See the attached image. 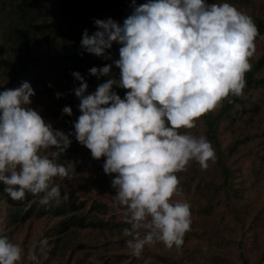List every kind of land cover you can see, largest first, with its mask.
Wrapping results in <instances>:
<instances>
[{"label": "clouds", "instance_id": "obj_1", "mask_svg": "<svg viewBox=\"0 0 264 264\" xmlns=\"http://www.w3.org/2000/svg\"><path fill=\"white\" fill-rule=\"evenodd\" d=\"M129 6L122 22L93 18L94 30L81 33L78 54L110 63L87 69L97 79L107 77L93 91L79 71L71 72L79 81L70 89L79 115L68 132L31 106L29 81L0 90V183L13 200L27 193L42 194L45 204L68 199L55 180L77 173L76 161L60 160L74 137L92 158L104 157L102 170L111 176L112 200L126 225L125 245L140 256L158 242L168 249L183 245L191 205L173 198L182 193L177 173L191 160L206 169L216 154L206 136L179 130L193 128L195 118L223 98L244 94L258 28L229 0H130ZM114 43L115 59L108 51ZM116 88L126 89L123 97ZM61 112L71 116L72 107ZM24 255L20 243L0 235V264H20ZM28 259L38 258L33 251Z\"/></svg>", "mask_w": 264, "mask_h": 264}, {"label": "rangeland", "instance_id": "obj_2", "mask_svg": "<svg viewBox=\"0 0 264 264\" xmlns=\"http://www.w3.org/2000/svg\"><path fill=\"white\" fill-rule=\"evenodd\" d=\"M229 2L253 19L264 20V0ZM129 5L130 0L121 5L111 3L104 18L111 16L122 22L131 11ZM23 9L28 19L35 16L34 27L38 32L21 24ZM69 23L66 5L60 0H0V87L7 83L16 67L24 65L25 73L11 88L29 81L35 91L30 98L31 106L55 128L65 132L72 128V123L52 113L69 105L72 118L79 115L76 107L79 100L70 91L77 83L73 77H67L70 65L60 57L63 34L71 33ZM19 32L34 42L29 51L21 44ZM118 47L111 51L113 59L118 58ZM263 53L264 34L255 40V51L249 58L251 65ZM97 59L101 65L110 63ZM253 72L264 77V66ZM49 84L52 92L47 90ZM56 91L64 95L57 98ZM116 91L123 97L126 89L116 88ZM243 93L233 107L226 105L229 95L214 109L195 118L193 128L179 130L206 136L216 154L206 169L191 160L177 173L182 193L173 198L189 201L192 219L179 250L165 248L158 242L145 246L140 256L131 253L121 232L126 225L120 219V206L112 200L111 176L102 170L104 157L92 158L90 150L74 137L68 148L76 150L68 152L67 148L64 158L76 161L78 168L85 156L91 165L85 172L77 170L72 179L55 180L61 185L62 193L69 194L68 199H51L46 203L63 205L74 198L66 209L67 215H40L37 210L40 205L36 204L41 203V196L26 195L22 200H13L6 192H0V235L21 244L25 255L20 264H264L261 259L264 250V86L248 88ZM210 124L215 128L214 137L209 135ZM93 202L105 203L106 213L96 212L91 206ZM17 204L23 205L22 211L17 218H12ZM32 206L34 213L22 221L23 213ZM44 207L45 203H41L39 208ZM70 214L84 218V224L74 219L68 221ZM62 221H66L65 228H60ZM42 239H46L44 246L39 243ZM33 251L37 261L28 259Z\"/></svg>", "mask_w": 264, "mask_h": 264}, {"label": "trees", "instance_id": "obj_3", "mask_svg": "<svg viewBox=\"0 0 264 264\" xmlns=\"http://www.w3.org/2000/svg\"><path fill=\"white\" fill-rule=\"evenodd\" d=\"M66 5V9L68 11V14L70 16V27H71V33H64L63 38L61 40V53L60 57H63L64 60L66 61L69 65V71L67 73V77H72L71 72L73 70L79 71L87 80L88 82V91H93L95 87L103 82L107 77H100V79H97L94 75H90L87 71L88 68L92 66H102L98 62V56H95L94 54L87 53L85 52L83 55H79L78 52L80 51V39H81V33L82 31L87 28L89 30V33H91L95 25L93 24V18H104V13L106 10L110 7L111 3L116 4V5H121L124 3L125 0H60ZM240 1V0H239ZM25 9V8H24ZM23 9V15L19 18L21 21V24L24 27H30L33 28L34 31L38 32L37 28L34 27V17L31 16L30 19H28L25 16L26 10ZM257 25L258 28V36L256 39L261 37L264 34V20L258 18V19H253ZM31 30V29H30ZM20 35H18V38L20 39V42L23 46H25L24 49L29 51L33 47L34 42H30L28 40L27 35H24L23 33L19 32ZM255 39V40H256ZM116 46H119L117 44H113L112 48L109 49L108 51H112ZM1 52V49H0ZM67 53V54H66ZM20 55H22V52H20ZM28 57V55L26 56ZM264 66V53L262 56L253 63L252 68L250 71L246 72L245 74V79H246V87L243 90L246 91L248 88H257L259 86H264V77L261 76H255L254 75V70L260 69ZM26 67L24 65H21L19 67H16L13 70V73L11 74L9 80L7 83L0 87V90L4 87L11 88L22 76L23 73H25ZM113 73L119 72V69L113 66L112 69ZM77 86L79 84V81H76ZM48 91L52 92V89L50 87L47 88ZM240 96H232L230 99H228L227 102V107H233V104L239 101ZM53 116L59 118L60 120L64 122H72L76 118H72V116H68L67 114H63L61 111L58 112H53ZM209 135H214L215 133V128L213 125H209L208 127ZM214 137V136H212ZM211 138V137H210ZM212 139V138H211ZM213 140V139H212ZM76 148L74 149V151ZM68 152H72L73 149L72 147L68 148ZM73 151V152H74ZM90 154V152H89ZM66 155L65 153H62L60 156V160L64 158ZM91 163L88 160V157H82L81 163L76 170H80L81 172H85L86 170L89 169ZM4 185L0 183V192H4ZM26 195L34 196V197H39L42 194L38 195H33L31 193H27ZM74 199V198H73ZM73 199L68 203V204H63V205H54V203H51L50 205L45 204L44 208H39L41 207L40 201L37 202L36 205H40L37 207V210L40 211V215H46V214H51L53 216H63L67 215V208L70 206L71 202ZM83 206V205H82ZM92 207H94V210L96 212H99L100 214L106 213L107 206L105 203H95L93 202ZM17 209H14L11 217L12 218H17L19 211H22L21 209L23 208L22 204H17L16 205ZM35 207H29L25 210V212L22 215L21 220L26 221L28 217H30L34 213ZM77 215L75 214H70L68 216V221L74 219L76 223L83 225L84 224V218L76 217ZM77 218V219H76ZM67 226L66 221L60 222V228H65ZM62 230H59L61 232ZM262 261H264V250L261 256Z\"/></svg>", "mask_w": 264, "mask_h": 264}]
</instances>
